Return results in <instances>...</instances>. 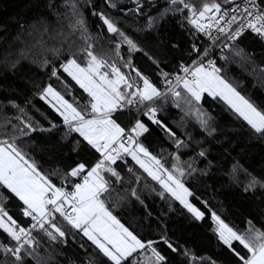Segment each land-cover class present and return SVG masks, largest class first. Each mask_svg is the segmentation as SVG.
I'll list each match as a JSON object with an SVG mask.
<instances>
[{"label":"snow or ice","instance_id":"snow-or-ice-1","mask_svg":"<svg viewBox=\"0 0 264 264\" xmlns=\"http://www.w3.org/2000/svg\"><path fill=\"white\" fill-rule=\"evenodd\" d=\"M132 3L134 8L127 11L143 17L138 31L146 35L155 32L158 39L161 22L176 20L189 37L190 63L181 62L173 71H164L161 60L141 46L146 41L134 40L119 26L118 18L109 14L111 10L124 12L120 0H86L85 4L80 0H35V7L42 10L37 20L27 26L18 22L14 39L23 47L0 53L2 82H7L9 75L16 77L21 64L29 61L47 69L49 80L59 81L62 70L87 94L81 104L75 97L66 98L52 83H34L40 99L62 118L61 125L48 121V127H44L30 115L31 101L27 96L15 88L2 89L0 187L19 201L20 215L28 219L22 223L10 214L4 203L6 197L0 196V230L7 240L0 242L4 257L0 264H28L29 258L41 264L38 236L46 238L49 245H68L70 239L75 242L78 236L81 241L86 238L92 252L81 264H220L217 258L197 255L172 240L161 223L162 215L154 218L159 227L156 239L121 223L113 213L122 204L135 203L147 212L143 189L178 202L196 221L204 220L207 213L218 242L235 258V264H264V209L259 218L252 216L246 219L243 229H237L209 208L207 201H201L189 186L192 180L208 177L214 168L224 169L223 178L246 198H264V164L259 170H250L239 154L233 156L229 151L231 138L202 104L205 95L223 101L241 121L239 127L249 139L264 143V101L256 103L242 95L226 79L225 67L217 64V59L223 65L239 62L249 66L251 74L264 78V66L257 65L253 54L239 46V38L249 31L264 42V0H244L243 4L236 0H163L159 7L157 0ZM85 7L91 8V15L100 22L95 36L82 11ZM153 9L155 15L151 14ZM198 34H203L209 43L198 45ZM125 47L126 52L122 51ZM217 49L216 59L210 58ZM133 53L142 54L155 67L158 75L154 79L135 67ZM63 87L68 93L67 85ZM168 105L184 113L175 125L179 132L158 118ZM124 109H134L158 127L174 150L166 155L154 154L141 139L150 132L143 119L135 118L130 127H121L115 114ZM187 117L195 120L193 129L188 128ZM60 127L65 130L63 139L73 133L82 138L69 141L72 151L98 156L94 160L81 157L65 170H45L25 148L36 149L31 140L33 133ZM194 131L204 139H196ZM208 138L221 146L215 164L208 159ZM129 157L133 166H128ZM198 162H204V167H198ZM148 178L159 186L158 192L147 183ZM169 210L174 211L171 204ZM151 215L147 212L148 217ZM80 247H84L83 242Z\"/></svg>","mask_w":264,"mask_h":264},{"label":"trees","instance_id":"trees-1","mask_svg":"<svg viewBox=\"0 0 264 264\" xmlns=\"http://www.w3.org/2000/svg\"><path fill=\"white\" fill-rule=\"evenodd\" d=\"M86 0H80L81 4H85ZM100 0H91V3H99ZM223 3V0H221ZM163 3V0H157V7ZM120 6L124 8V12L120 13L116 10H111L110 15L115 16L120 21L119 26L127 32L134 40L146 41L141 46L149 55L154 56L161 60V67L164 71L171 72L174 67L181 62L190 63L189 59V37L188 34L177 24L176 20L168 19L161 22L157 33L146 35L144 32L138 31V28L143 25L144 19L133 12H128L127 9L134 8L132 0H120ZM42 10L35 7V0H0V53L5 50H18L23 45L15 38L19 27L18 22L25 24V26L34 23ZM89 31L93 36L96 35L100 22L97 17L91 15V8L85 7L82 9ZM155 15V10L151 11ZM51 20V17H49ZM23 38V37H22ZM197 44L201 42L199 38ZM54 43V42H50ZM176 44L177 47H172ZM11 45V48L9 46ZM239 46L246 52L252 53L253 58L257 65L264 66V42L250 32L245 33L239 38ZM126 52V47L122 50ZM33 53L37 56L39 53L34 49ZM51 60V55L48 56ZM132 60L135 67L140 69L145 75L150 78H155L158 73L153 65L140 53H133ZM167 63L169 66L164 67ZM220 66L225 67L226 72L223 73L237 91H239L246 98L260 103L264 101V85H262V77L259 74H251V69L247 65H242L239 62H230L223 65L220 61ZM21 71L13 77L9 75L7 82L0 81V98L3 97V88H15L22 96H27L31 101L29 107L31 109L30 115L40 122L44 127H48V121H52L57 125H61V119L50 106L40 99L33 87L34 83L46 84L52 83L53 87L66 98L71 99L75 97L81 104L85 102L86 93L71 79L66 73L61 70L58 75L59 81L55 78L49 80V72L47 69L39 68L37 65L25 61L20 66ZM124 71H128L124 69ZM21 77H23L21 79ZM63 85H67L69 92H64ZM204 109H206L212 116L215 117L219 126L224 128L225 133L231 138L232 145L229 151L233 156L239 154V158L246 162L245 166L256 168L259 170L260 166L264 164V143L260 141L249 139L247 134L240 129L241 121L236 120L230 113L227 106L218 98H210L205 95L202 101ZM184 113L171 105L165 106L164 110L159 113L158 118L173 127L174 130L180 131L175 128L177 122L180 121ZM46 118V119H45ZM117 122L122 127L128 128L135 118L143 119L148 125L150 132L141 137L146 146L149 147L154 154L163 152L165 155L172 152L174 149L171 146V141L164 135V133L156 126L152 125L146 118H144L135 110L129 111L128 109L122 110L115 114ZM186 123L189 129H193L196 122L191 117L186 118ZM64 128L54 129L51 132L33 133L31 140L36 146L33 151L30 148H25L30 151L31 155L35 157L38 164L45 170L50 168H59L65 170L68 165L73 164L81 157L94 160L98 154L89 155L86 152L72 151L71 139H82L78 134L73 133L68 139H63ZM198 131V129H196ZM196 135V132L193 133ZM28 138H21L25 140ZM196 139L203 140L204 137L196 135ZM210 143L207 145L211 148V153L208 159L212 160L215 164L218 159V153L221 152L219 143L212 141L208 138ZM223 140V136L219 137ZM21 147H25L21 141H18ZM228 147L227 143L224 145ZM79 151V150H78ZM192 152H188L191 156ZM188 156H184L187 159ZM122 162H118L120 164ZM128 166H133L134 162L128 158ZM198 167H204V162H198ZM138 169V166H135ZM226 167V166H225ZM142 171V170H141ZM224 169H212L208 177L200 178L198 180L190 181L189 186L192 187L196 196L201 201H207L208 207L216 211L222 219L225 220L230 226L243 229L245 221L252 216L259 218L260 211L264 209V198L257 200L255 197L246 198V195L235 186L229 185L223 178ZM124 174V173H122ZM146 176V174H145ZM57 182L58 181H54ZM147 183L156 188L158 192L159 186L155 182L147 179ZM143 184V182H142ZM0 196L6 197L4 200L10 214H13L20 222H25L28 218H22L19 211V201L12 196L7 190L0 187ZM142 199L147 205V212H150L151 217L147 216V212L142 206L135 203L122 204L114 209V215L120 219L121 223L126 227L136 230L140 235L147 236L150 239H156L159 234V227L157 226L154 218L163 216L161 223H163L168 230V236L185 245L197 254L204 256H212L220 261V264H235V258L231 256L226 247L222 246L213 232V222L210 216L206 213L204 220L196 221L191 218L190 214L183 210L178 202H173L167 198L161 199L156 195V192L143 189ZM197 207L204 208L200 203L193 200ZM171 204L174 211L169 210ZM259 205V207H258ZM6 234L0 230V242L7 243ZM40 240V247L37 248L38 259L41 264H81V261L87 260V254L92 252L90 242L81 241V238L76 237L75 242L71 239L68 245H49L46 238L42 236L37 237ZM84 247H80L81 243ZM165 251H167L165 249ZM169 255L175 260V256L171 253ZM3 254L0 253V260H3ZM28 264H36L35 261L29 258Z\"/></svg>","mask_w":264,"mask_h":264},{"label":"built area","instance_id":"built-area-1","mask_svg":"<svg viewBox=\"0 0 264 264\" xmlns=\"http://www.w3.org/2000/svg\"><path fill=\"white\" fill-rule=\"evenodd\" d=\"M237 3L243 4L244 0H236ZM250 32V31H249ZM247 33V32H246ZM199 38L201 39V42L199 45H206L209 43L206 37L203 36V34H198ZM219 55L218 49L216 50L215 54L210 56V58L216 59V57ZM217 64L220 66V60L217 59ZM125 110V109H124Z\"/></svg>","mask_w":264,"mask_h":264},{"label":"rangeland","instance_id":"rangeland-1","mask_svg":"<svg viewBox=\"0 0 264 264\" xmlns=\"http://www.w3.org/2000/svg\"><path fill=\"white\" fill-rule=\"evenodd\" d=\"M122 127V126H121Z\"/></svg>","mask_w":264,"mask_h":264}]
</instances>
